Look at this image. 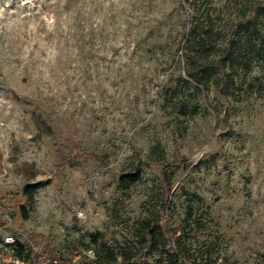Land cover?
Instances as JSON below:
<instances>
[{
  "label": "rangeland",
  "instance_id": "rangeland-1",
  "mask_svg": "<svg viewBox=\"0 0 264 264\" xmlns=\"http://www.w3.org/2000/svg\"><path fill=\"white\" fill-rule=\"evenodd\" d=\"M263 5L0 0V249L119 259L158 218L186 264H264V50L231 94L195 79Z\"/></svg>",
  "mask_w": 264,
  "mask_h": 264
},
{
  "label": "trees",
  "instance_id": "trees-1",
  "mask_svg": "<svg viewBox=\"0 0 264 264\" xmlns=\"http://www.w3.org/2000/svg\"><path fill=\"white\" fill-rule=\"evenodd\" d=\"M253 11L250 15L247 10H243L240 13L233 35L226 42L224 53L221 57L220 71L215 72L205 66L196 73L197 78L195 79L198 84L206 88L212 85L219 91H224L226 95L231 94L230 88L234 87L235 81L240 76L249 73L254 62L263 59L261 51L264 50V38L258 28L257 18H264V5L258 6ZM190 35L192 36V41L195 44L197 42L199 48H208L209 36L207 34L198 35L194 26ZM135 182L136 178L127 175L122 176L119 181L120 186L124 190L129 189ZM20 194L31 199V188L29 186L23 188ZM139 237L140 246L132 250L122 251L119 259L112 256L109 260L101 261L88 256H81L79 262L81 264H157L150 263L147 257L158 254L160 264H186L179 259L176 253L167 248L163 227L158 218L146 221L142 226ZM55 251H57L55 257L60 261H67L75 254L74 251L69 249ZM29 259L30 256L27 255L25 260Z\"/></svg>",
  "mask_w": 264,
  "mask_h": 264
},
{
  "label": "built area",
  "instance_id": "built-area-1",
  "mask_svg": "<svg viewBox=\"0 0 264 264\" xmlns=\"http://www.w3.org/2000/svg\"><path fill=\"white\" fill-rule=\"evenodd\" d=\"M5 243L8 245L9 250L13 252V250L11 249L13 241L7 242V240H5ZM0 264H81V263L79 262V258L77 257L72 260L60 261L56 258L51 260H41V259L38 260V258H36L35 256H31L29 260H25L18 258L12 255L11 253L0 249Z\"/></svg>",
  "mask_w": 264,
  "mask_h": 264
}]
</instances>
